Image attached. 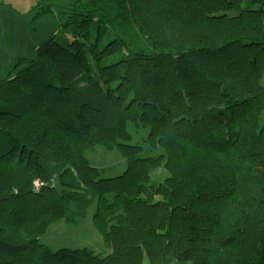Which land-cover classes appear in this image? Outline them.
<instances>
[{"label":"trees","instance_id":"obj_1","mask_svg":"<svg viewBox=\"0 0 264 264\" xmlns=\"http://www.w3.org/2000/svg\"><path fill=\"white\" fill-rule=\"evenodd\" d=\"M65 2L0 78V264H264V0ZM92 207L107 255L40 241Z\"/></svg>","mask_w":264,"mask_h":264},{"label":"rangeland","instance_id":"obj_2","mask_svg":"<svg viewBox=\"0 0 264 264\" xmlns=\"http://www.w3.org/2000/svg\"><path fill=\"white\" fill-rule=\"evenodd\" d=\"M38 1L41 0H18L19 4L13 5L8 9L7 15L0 18L1 75H5L6 71L9 72L13 68L17 56L31 57L38 44L48 40L54 34L61 35V26L65 22L66 16L60 7L66 5L65 1L67 0L50 1L49 3L52 4L50 12L43 13V15L39 14L41 9L37 6ZM12 59L13 62H10ZM260 85L264 87V73L260 79ZM129 130L134 132L132 128ZM145 136V132L138 131L135 134V142ZM146 155H148L147 151L141 154V156ZM85 157L92 166L107 169L108 173L113 171L118 173L125 167V162L120 158L117 149L103 151L96 148L87 152ZM114 172L113 174H115ZM165 176L166 172L160 169L154 176V182H161ZM92 212L93 207L89 210L86 218L76 219L75 223L71 225L64 224L63 221L51 225L40 241L51 251L86 248L95 254L107 255L110 252V247L105 245L93 226Z\"/></svg>","mask_w":264,"mask_h":264},{"label":"crops","instance_id":"obj_3","mask_svg":"<svg viewBox=\"0 0 264 264\" xmlns=\"http://www.w3.org/2000/svg\"><path fill=\"white\" fill-rule=\"evenodd\" d=\"M18 0H0V18H3L5 15H7V11L8 9H10L13 5H18ZM30 51V50H29ZM28 51V52H29ZM32 51V50H31ZM30 51V52H31ZM25 56V55H24ZM24 56H17L16 58H21V57H24ZM27 56V55H26ZM6 61V60H4ZM3 62V61H2ZM1 62V64H2ZM10 62H13V59L12 61L10 60ZM2 67V66H1ZM2 70V69H1ZM1 70H0V78H3L8 71H6L4 74L5 75H1Z\"/></svg>","mask_w":264,"mask_h":264}]
</instances>
